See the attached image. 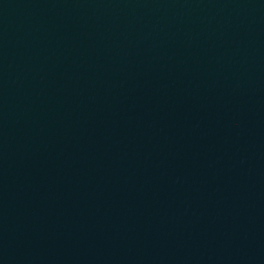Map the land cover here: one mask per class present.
Instances as JSON below:
<instances>
[{
  "label": "water",
  "instance_id": "water-1",
  "mask_svg": "<svg viewBox=\"0 0 264 264\" xmlns=\"http://www.w3.org/2000/svg\"><path fill=\"white\" fill-rule=\"evenodd\" d=\"M0 264H264V0H0Z\"/></svg>",
  "mask_w": 264,
  "mask_h": 264
}]
</instances>
